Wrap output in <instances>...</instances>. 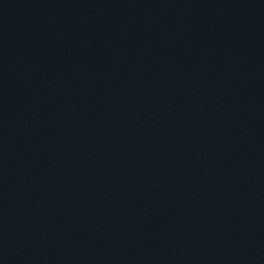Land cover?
Wrapping results in <instances>:
<instances>
[{"label": "water", "instance_id": "water-1", "mask_svg": "<svg viewBox=\"0 0 264 264\" xmlns=\"http://www.w3.org/2000/svg\"><path fill=\"white\" fill-rule=\"evenodd\" d=\"M0 264H264V0H0Z\"/></svg>", "mask_w": 264, "mask_h": 264}]
</instances>
